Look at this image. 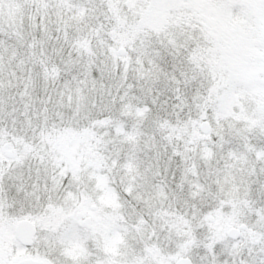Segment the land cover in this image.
I'll use <instances>...</instances> for the list:
<instances>
[{
	"label": "snow or ice",
	"instance_id": "6c2138e0",
	"mask_svg": "<svg viewBox=\"0 0 264 264\" xmlns=\"http://www.w3.org/2000/svg\"><path fill=\"white\" fill-rule=\"evenodd\" d=\"M0 264H264V0H0Z\"/></svg>",
	"mask_w": 264,
	"mask_h": 264
}]
</instances>
